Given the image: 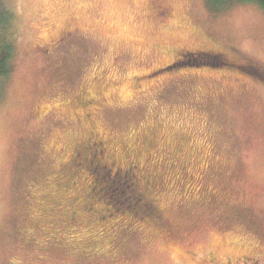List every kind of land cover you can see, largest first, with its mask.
I'll return each instance as SVG.
<instances>
[{
    "label": "rangeland",
    "instance_id": "obj_1",
    "mask_svg": "<svg viewBox=\"0 0 264 264\" xmlns=\"http://www.w3.org/2000/svg\"><path fill=\"white\" fill-rule=\"evenodd\" d=\"M0 7L14 50L0 78V264H264V81L234 68L146 78L186 52L248 64L237 53L264 50L263 9L206 0ZM93 123L120 166L127 149L153 187L90 172L81 158L73 165ZM139 192L156 200L163 228Z\"/></svg>",
    "mask_w": 264,
    "mask_h": 264
},
{
    "label": "trees",
    "instance_id": "obj_2",
    "mask_svg": "<svg viewBox=\"0 0 264 264\" xmlns=\"http://www.w3.org/2000/svg\"><path fill=\"white\" fill-rule=\"evenodd\" d=\"M206 2L214 9H224L227 6L238 3H255L261 9L264 10V0H206ZM10 16L8 12L0 7V78H6L13 70V58L14 50L13 45L7 37V33L10 26ZM218 52L208 53L205 51L198 52H186L181 54L178 59H176L172 64L157 69L151 74H147L146 78L159 75L164 72H175L180 69H225L234 68L243 73L260 79L264 81V76L258 66L248 63V64H237L227 60L225 56ZM222 57L224 59H222ZM141 198H137L139 200ZM136 203V200H135Z\"/></svg>",
    "mask_w": 264,
    "mask_h": 264
},
{
    "label": "flooded vegetation",
    "instance_id": "obj_3",
    "mask_svg": "<svg viewBox=\"0 0 264 264\" xmlns=\"http://www.w3.org/2000/svg\"><path fill=\"white\" fill-rule=\"evenodd\" d=\"M223 57L222 59H224ZM106 145V141L104 139H101V136L97 134V128L95 126V123H93V128L88 131V137L84 143L83 150H75L76 154L74 160L72 161L73 165H75L76 158H81L83 163L86 164V166L89 165V168L91 165H93L95 166V170L96 168L100 171L108 170L109 178L113 176L122 177L121 179H125L126 182L130 181L132 185H137L138 181L140 180L144 182V186L147 188L154 186L152 185L154 183L153 177L143 175V170L140 167V164L134 163L133 161H130L128 159L130 156V152H128L129 150L126 149L125 158L120 166L117 154L112 151H109ZM123 164H125L127 167H124ZM91 169L92 168H90L88 171L92 172ZM139 175L141 176V179L138 177ZM93 183L98 184L96 179H94ZM137 195L139 196V198H142V201L144 202L142 205V211H148V213L151 215L150 218L155 219V223H159V226L163 228L164 220L160 215L159 211L157 210V205L154 204V201L156 200L147 197V195H145V193L143 192H139L137 193ZM261 261L262 260L258 261L254 258H246L240 264H261Z\"/></svg>",
    "mask_w": 264,
    "mask_h": 264
},
{
    "label": "snow or ice",
    "instance_id": "obj_4",
    "mask_svg": "<svg viewBox=\"0 0 264 264\" xmlns=\"http://www.w3.org/2000/svg\"><path fill=\"white\" fill-rule=\"evenodd\" d=\"M238 59L252 63L258 59L261 62V68L264 70V50L257 51L253 48H246L244 51L237 53Z\"/></svg>",
    "mask_w": 264,
    "mask_h": 264
}]
</instances>
